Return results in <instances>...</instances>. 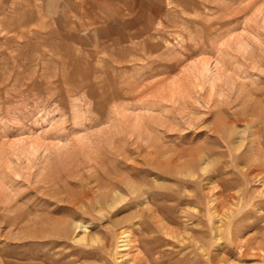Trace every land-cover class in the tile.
Masks as SVG:
<instances>
[{"label":"rangeland","instance_id":"374dc122","mask_svg":"<svg viewBox=\"0 0 264 264\" xmlns=\"http://www.w3.org/2000/svg\"><path fill=\"white\" fill-rule=\"evenodd\" d=\"M261 171L264 0H0V264H264Z\"/></svg>","mask_w":264,"mask_h":264},{"label":"bare ground","instance_id":"6f19581e","mask_svg":"<svg viewBox=\"0 0 264 264\" xmlns=\"http://www.w3.org/2000/svg\"><path fill=\"white\" fill-rule=\"evenodd\" d=\"M258 145V144H257ZM258 150V149H257ZM199 159V158H198ZM198 159L193 158L192 160L186 162L184 165H182L181 167H178V176L181 177H195V174L197 173V170H200L201 167L199 166L198 163ZM200 161V160H199ZM263 164V163H262ZM260 166V165H259ZM262 172V171H261ZM264 173V172H262ZM249 175V174H248ZM191 179V178H190ZM258 180V179H257ZM260 181V180H259ZM126 183V182H125ZM108 184V183H106ZM105 184V185H106ZM124 184V183H123ZM125 185V184H124ZM119 187L117 186V184L115 183H109L107 186H105L104 191L94 199L96 205H98L99 207H112V205L116 202H118V200L120 201V199H118L117 196V189ZM132 190V188H131ZM134 190V188H133ZM132 192V191H131ZM134 192V191H133ZM262 196H264L263 191L261 192ZM79 202V201H78ZM80 203V202H79ZM82 203V202H81ZM80 206V205H79ZM108 208V209H109ZM77 225V224H76ZM76 228V227H74ZM78 228V227H77ZM81 229H84V226L81 225V227H79ZM78 228V229H79ZM84 234V232H83ZM82 234V236H83ZM81 236V235H80ZM86 237V236H85ZM117 238V246L116 249H118V251H124L125 247H126V240H125V236L124 233H120L119 237ZM81 240H84V236L81 238ZM116 251V250H115ZM117 255V254H116ZM123 256V255H121ZM126 256V255H125ZM119 257V254H118ZM124 264V263H123Z\"/></svg>","mask_w":264,"mask_h":264}]
</instances>
